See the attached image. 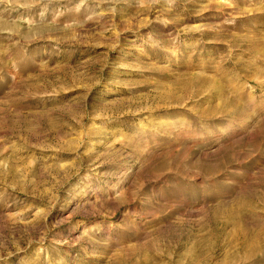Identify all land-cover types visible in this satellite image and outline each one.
<instances>
[{
	"label": "rangeland",
	"instance_id": "rangeland-1",
	"mask_svg": "<svg viewBox=\"0 0 264 264\" xmlns=\"http://www.w3.org/2000/svg\"><path fill=\"white\" fill-rule=\"evenodd\" d=\"M0 264H264V0H0Z\"/></svg>",
	"mask_w": 264,
	"mask_h": 264
}]
</instances>
